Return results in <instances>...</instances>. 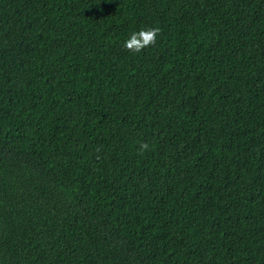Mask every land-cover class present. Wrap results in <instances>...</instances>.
<instances>
[{
    "label": "trees",
    "instance_id": "trees-1",
    "mask_svg": "<svg viewBox=\"0 0 264 264\" xmlns=\"http://www.w3.org/2000/svg\"><path fill=\"white\" fill-rule=\"evenodd\" d=\"M0 264H264V0H0Z\"/></svg>",
    "mask_w": 264,
    "mask_h": 264
},
{
    "label": "clouds",
    "instance_id": "clouds-1",
    "mask_svg": "<svg viewBox=\"0 0 264 264\" xmlns=\"http://www.w3.org/2000/svg\"><path fill=\"white\" fill-rule=\"evenodd\" d=\"M159 28L149 27L130 34V37L124 42V47L132 52L139 53L144 48L155 45ZM147 144H141V149H147Z\"/></svg>",
    "mask_w": 264,
    "mask_h": 264
}]
</instances>
